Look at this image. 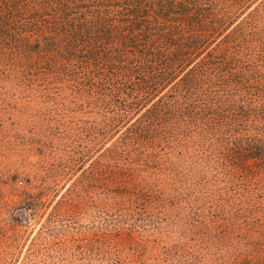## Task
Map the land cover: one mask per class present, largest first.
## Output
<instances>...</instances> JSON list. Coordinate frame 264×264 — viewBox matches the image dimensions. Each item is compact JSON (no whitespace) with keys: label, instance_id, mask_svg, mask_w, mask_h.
I'll list each match as a JSON object with an SVG mask.
<instances>
[{"label":"trees","instance_id":"1","mask_svg":"<svg viewBox=\"0 0 264 264\" xmlns=\"http://www.w3.org/2000/svg\"><path fill=\"white\" fill-rule=\"evenodd\" d=\"M0 89L43 167L0 264H264V0H0Z\"/></svg>","mask_w":264,"mask_h":264},{"label":"rangeland","instance_id":"2","mask_svg":"<svg viewBox=\"0 0 264 264\" xmlns=\"http://www.w3.org/2000/svg\"><path fill=\"white\" fill-rule=\"evenodd\" d=\"M28 120L16 111L12 95L0 89V259L16 230L22 233V244L27 245L42 219L41 214L27 228L16 221L25 193L34 190V183L43 177L41 156L33 148ZM25 248L20 247V253Z\"/></svg>","mask_w":264,"mask_h":264}]
</instances>
